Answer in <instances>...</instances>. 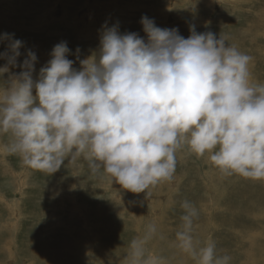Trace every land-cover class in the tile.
<instances>
[{"label": "rangeland", "instance_id": "obj_1", "mask_svg": "<svg viewBox=\"0 0 264 264\" xmlns=\"http://www.w3.org/2000/svg\"><path fill=\"white\" fill-rule=\"evenodd\" d=\"M0 264H264V0H0Z\"/></svg>", "mask_w": 264, "mask_h": 264}]
</instances>
